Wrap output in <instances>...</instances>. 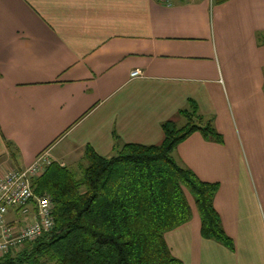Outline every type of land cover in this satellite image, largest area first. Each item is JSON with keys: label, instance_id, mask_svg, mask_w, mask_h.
I'll use <instances>...</instances> for the list:
<instances>
[{"label": "crops", "instance_id": "obj_1", "mask_svg": "<svg viewBox=\"0 0 264 264\" xmlns=\"http://www.w3.org/2000/svg\"><path fill=\"white\" fill-rule=\"evenodd\" d=\"M191 102L223 143L196 132L174 157L219 184L234 249L202 237L193 205L166 242L183 264H264V0H0V178L160 144Z\"/></svg>", "mask_w": 264, "mask_h": 264}, {"label": "trees", "instance_id": "obj_2", "mask_svg": "<svg viewBox=\"0 0 264 264\" xmlns=\"http://www.w3.org/2000/svg\"><path fill=\"white\" fill-rule=\"evenodd\" d=\"M179 115L185 124L164 122L160 144L128 143L112 157L88 146L80 179L52 162L34 185L37 195L52 200L54 229L20 251L0 255V264H183L165 235L191 221L192 205L202 237L233 250L215 208L219 184L202 181L174 157L196 132L220 144L223 136L195 102Z\"/></svg>", "mask_w": 264, "mask_h": 264}, {"label": "built area", "instance_id": "obj_3", "mask_svg": "<svg viewBox=\"0 0 264 264\" xmlns=\"http://www.w3.org/2000/svg\"><path fill=\"white\" fill-rule=\"evenodd\" d=\"M131 76L141 78L143 74L135 71ZM50 164L43 154L32 165L0 178V255L20 250L54 229L52 200L47 194L37 195L32 185ZM12 215L21 219H9Z\"/></svg>", "mask_w": 264, "mask_h": 264}, {"label": "rangeland", "instance_id": "obj_4", "mask_svg": "<svg viewBox=\"0 0 264 264\" xmlns=\"http://www.w3.org/2000/svg\"><path fill=\"white\" fill-rule=\"evenodd\" d=\"M185 119L182 117L181 118V120H180V122H178L177 123V125L179 126V127H182L184 124H185ZM52 163V162H51ZM50 166V165H49ZM48 167V166H47ZM47 167L45 168V170L47 169ZM45 170H44V172H45ZM43 172V173H44ZM76 172V171H75ZM75 174V176L78 178V179H80L81 177H82V172H79V171H77L76 173H74ZM39 178V177H38ZM38 178H36V179H33V181H32V185H33V188L35 189V186L36 185H34V182L38 179ZM21 219V217H15V216H9V219ZM23 248V247H22ZM21 250V249H20ZM20 250H14V251H20Z\"/></svg>", "mask_w": 264, "mask_h": 264}]
</instances>
